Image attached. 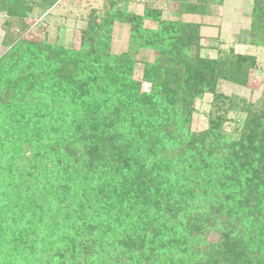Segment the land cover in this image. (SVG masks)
I'll return each instance as SVG.
<instances>
[{
	"label": "trees",
	"instance_id": "obj_1",
	"mask_svg": "<svg viewBox=\"0 0 264 264\" xmlns=\"http://www.w3.org/2000/svg\"><path fill=\"white\" fill-rule=\"evenodd\" d=\"M56 1L44 0L42 13ZM176 1L182 14L205 15L213 3L221 5L224 0ZM32 3V0H0V13L25 18L26 13L31 11ZM145 19L151 18L149 15L141 18L132 14L127 3L121 1L116 6L113 3L110 10L104 7L102 15L97 10L92 12L91 26L84 32L87 41L81 51L42 46L28 40L16 43L8 57L0 61V153L14 155L19 165L20 159L23 161L26 153L31 151L30 159L36 165L42 162L43 170L48 162H53L54 154L58 163L64 157L74 156L81 164L77 168V172L81 173L79 177L97 181H93L92 186L100 187L98 193L89 200V209L93 212L94 208L95 215L79 227L81 230L74 235L76 238L68 241L66 249L71 248L73 252H64L63 256L62 252L57 253L59 258L69 256L68 264H185L203 257H210L203 264H226L227 258L234 255L232 250L225 253L219 244H212L205 250L199 246L190 248L188 241L192 238L187 239L186 243L180 241L179 236H183L184 232L204 237L205 228L211 222L209 214L208 218L203 210L198 211L201 207L194 210L186 207L188 204L181 202L185 201L183 198L174 203L165 199L174 197L175 189L181 188V196L187 193L182 187L185 182L178 178L180 171L171 174L176 184L175 188L168 190V197L157 196V188L164 177L161 175L162 169L158 179L152 177L148 183L146 178L142 180L137 177L132 183H123L122 188L116 187L111 192L104 190L96 176L100 167L106 166L109 161L116 166L118 162H126L125 168L127 164L137 167L140 176L148 162H158L159 168L171 172L172 168L178 171L181 163L187 164L192 160L195 165L186 173L185 181L207 178L212 184L219 182L222 192L227 194L223 210L230 216L228 223L243 215L244 208L250 210L258 203L255 209H259L260 198L257 194L264 189V182L258 184L256 189L234 182L239 189H247L242 198H236L239 194L234 196V199L240 200L236 206L230 202L233 197L229 195L236 191L228 193L223 190L231 182V177H227L225 172L251 161L247 159L249 155L241 161L247 154L244 152L247 148L245 142L258 141L259 133L248 135L240 144L234 139L228 140L220 148L221 145L208 144L205 139L214 135L207 132L179 156L166 155L164 150L165 155L159 153L155 144L186 129L191 104L204 89L216 93L218 82L222 79L241 83L247 79L254 61L236 54L217 59L203 58L200 53L199 24L163 21L159 28L151 31L144 28ZM116 22L131 25L130 41L138 48L156 52L153 61L144 62L142 82L134 79L137 63L130 53L114 56L108 52L110 35ZM250 31L253 44L261 46L264 39V0H255ZM143 82L150 84L149 91L143 90ZM262 119L264 121V107ZM140 141L145 143L147 157H136L138 163L133 164L134 157L131 155L141 144ZM201 141L203 146H207V151L204 153L206 157L203 152L198 153L199 157L203 156L199 162L195 153ZM47 143L48 146L42 148ZM207 160L214 161V169L221 163L223 171L215 175L211 171L202 174L204 170L196 165L204 166ZM195 172L198 174L194 177ZM29 177L28 173L20 172L12 182L14 189L20 187L28 193ZM258 179L261 180V177ZM162 183L166 184L164 180ZM52 188L54 196L62 195L58 187ZM75 199L73 197V201ZM0 204L1 210L5 203ZM183 210L193 213L184 217L188 224L184 229L176 220ZM59 212L65 217L69 215L70 220L74 218L70 207H60ZM167 221L170 225L166 224ZM63 227L65 229L60 227L59 231L50 228L54 233L52 235H65L71 230L67 229L66 223ZM170 231L174 235H170ZM20 234V238H15L20 240V244H16L15 240L8 242L18 248L17 252L8 260H3L2 264H37L30 262V251L36 249L33 242L39 244V239L36 240L38 234ZM260 245L256 264H264V245ZM213 251H217L216 254ZM43 259L45 264H57L51 251L44 252Z\"/></svg>",
	"mask_w": 264,
	"mask_h": 264
},
{
	"label": "rangeland",
	"instance_id": "obj_2",
	"mask_svg": "<svg viewBox=\"0 0 264 264\" xmlns=\"http://www.w3.org/2000/svg\"><path fill=\"white\" fill-rule=\"evenodd\" d=\"M32 1L31 11L26 13L25 18H14L9 17L7 13H0V61L3 57H8L13 46L21 40H28L42 46H56L65 50L81 51L87 41L85 33L91 26L92 12L97 10V13L102 15L104 7L107 6L110 10L113 3L116 6L121 1L124 4L127 3L132 14L141 18L149 15L151 19H145L143 26L151 31L159 28L160 22L163 21H184L199 24L201 26L200 53L203 58L217 59L232 54L251 58L254 61V66L250 68L247 79L245 78L239 84L222 79L218 82L216 93L204 89L191 104L190 113L186 118V129L179 135L169 136L163 141L158 140L155 144L159 153L165 151L166 155L179 156L183 154L185 148L195 145L199 141L198 138L207 132L214 135L205 139L208 144L215 146L218 144V146L221 145L220 148L232 139L240 144L248 135L259 133L258 141L246 140L245 142L247 148L244 152L247 154L241 161H244L248 155L249 158L247 159L251 161L245 166L244 164L240 167L237 165L238 168L234 169V172L230 166L231 169L227 173L225 172V175L231 177V182H228L226 189L224 187L223 190H227L228 193L236 191L229 194L233 199L238 194L236 198H242V194L247 189H239L237 185H234V182L243 187L254 189L258 187V184L264 182V121L262 119V108L264 107L262 103L264 97V39L261 46L255 45L252 36L249 35L255 0H224L221 5H217L215 2L205 15L182 14L176 0H57L52 7L43 13L42 11L45 9L44 0ZM114 25L109 39L108 52L114 56L130 53L131 58L137 63L134 79L142 82L144 62L153 61L156 52L142 50L130 41L131 25L119 22ZM142 88L144 91H149L150 84L143 82ZM74 135L76 136L78 133ZM221 135L222 140H220ZM140 143L137 150L133 151V155H131L134 157L131 162L133 164L138 163L136 157L143 155L147 157L145 143L143 144L141 141ZM202 144L201 141L200 147L195 153L199 162L203 156L199 157L198 153L203 152L204 155L207 151V146ZM47 146L48 143L42 148ZM30 153L31 151L26 153L23 161L20 159L19 165L14 155L9 156L0 153L2 170L0 171V203L6 205L0 210V262L2 264L3 260H8L18 250L15 245L8 242L15 240L16 244H20V240L15 238H20V233L26 232L38 234L36 240L39 239V244L33 242L36 249L30 251L31 263L45 264L44 252L49 253L51 251L55 254L57 264H68L70 257L59 258L58 254L62 252L61 256H63L65 255L64 252L66 254L73 252L71 248L66 249L67 243L73 237L76 238L74 235L79 234L81 230L79 227H82L83 223L91 220L95 215V209L93 208V212L89 209V200L94 198L98 193L97 189L100 187L93 188L92 184L97 182L93 178L79 177L81 173L77 172V168L81 164L77 162L74 156L64 157L58 163L55 161L56 154H54L53 162H48L47 166L44 167L46 169L43 170L42 162L36 165V162L30 159L32 157V153ZM204 156L206 157V155ZM125 163L118 162L116 166L113 161H109L106 166L104 164L100 167V172L96 176L104 190L107 192L115 191L116 187L122 188L123 183L128 184L129 181L130 184L137 177L142 180L146 178L149 183V179L151 180L152 177L159 178L162 169L161 175L164 177L161 185L157 188V196L168 197V190L170 187L175 188L176 184L171 174L180 171L178 178L183 180L182 183L185 182L182 187L187 190V193L181 196V191H179L181 188L175 189L174 197L165 199L174 203L183 198L185 199V201H181L183 205L188 204L186 207L193 210L201 207L198 211L203 210L206 217L209 218V214L211 218V222L205 228L204 237L184 232L183 236H179L180 241L186 243L189 238H192L190 242L188 241L190 248L199 246L205 250L212 244H219L225 253L232 250L231 253L234 255L227 258L226 264L257 263L260 244L263 243L264 245V189H260L261 192L257 194V197L260 198L258 210L255 209L258 203L250 210L244 208L243 215L236 218L232 223H228L230 216L226 210H223L227 194L222 192L219 182L212 184L207 178H203L202 181H185L186 173L192 170L191 166L195 165L192 160L187 164L181 163L178 171L172 168L171 172H165L163 168H159L160 163L158 162L156 164L148 162L143 168L144 172L141 173V175H147L146 177L139 176L137 167L127 164L125 168ZM115 166L119 168L118 171H115L117 169ZM196 166L204 170L202 173L204 175L210 171L212 175H215L220 170L223 171L222 168H224L220 163L219 167L214 169V161L212 160L205 161L204 166ZM48 170L50 171L48 172ZM20 172L30 175L27 184L28 193L20 187L18 190L14 189L12 182ZM197 174L195 172L193 176L195 177ZM259 176L261 180L258 179ZM216 179L218 181L219 177ZM163 180L166 184L162 183ZM52 187H58L62 191V195L56 194L54 196L52 193L54 188ZM73 197H76L74 201ZM233 199L230 202H234L235 206L240 203L239 199ZM60 207H70L74 218L70 220L69 215L65 217L60 212L57 213ZM189 214L193 213L185 210L180 211L176 218L180 228H187L188 224L185 223L184 217ZM63 222L66 223L67 229L71 228V230L65 235L57 236L55 234L53 236L54 233L50 228H53L54 231H59L60 227L65 229ZM166 224L170 225V222L167 221ZM49 225H51L50 228ZM57 225L58 227H56ZM176 232L183 234V232ZM169 234L174 235V232L170 231ZM82 237L85 238L84 232ZM27 245L31 244L28 243ZM216 252L213 251V254ZM207 258L210 259V257H203L201 260H191L185 264L207 263Z\"/></svg>",
	"mask_w": 264,
	"mask_h": 264
}]
</instances>
